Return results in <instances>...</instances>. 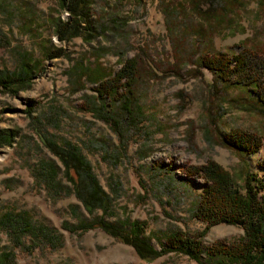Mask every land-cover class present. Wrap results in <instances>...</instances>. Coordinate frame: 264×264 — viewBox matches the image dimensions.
Segmentation results:
<instances>
[{
  "label": "rangeland",
  "instance_id": "1",
  "mask_svg": "<svg viewBox=\"0 0 264 264\" xmlns=\"http://www.w3.org/2000/svg\"><path fill=\"white\" fill-rule=\"evenodd\" d=\"M190 5L92 0L97 34L59 41L54 19L68 14L57 0H0V70H16L22 54L41 61L25 88L15 94L0 89L2 264H197L177 252L142 261L99 226H76L100 217L139 221L141 234L158 250L166 234H192L204 226L191 211L201 177L185 174V167L213 160L238 186L247 170L264 175V116L242 99L246 93L214 81L196 61L206 49L263 53L264 0H219L203 13ZM58 47L63 55L45 57ZM96 49L105 70L136 60L131 118L120 103L97 99L84 77L83 87L71 90V65L79 58L93 62ZM231 129L258 135V150L245 155L223 143ZM43 140L67 141L79 150L107 196L106 211L83 208ZM47 165L64 188L45 180ZM242 235L240 226L219 223L201 244Z\"/></svg>",
  "mask_w": 264,
  "mask_h": 264
},
{
  "label": "trees",
  "instance_id": "2",
  "mask_svg": "<svg viewBox=\"0 0 264 264\" xmlns=\"http://www.w3.org/2000/svg\"><path fill=\"white\" fill-rule=\"evenodd\" d=\"M216 1L219 0H190V7L197 13H203L211 9L212 3ZM91 2L57 0L58 8L68 14L64 19L58 16L54 19V31L59 41L78 35L86 40L97 34L90 19ZM98 52L99 49L93 52V62L79 58L71 65V90L83 87L84 77L94 84L91 88L96 92L97 99L102 101L110 98L112 102L120 103L125 117L131 118L136 60L130 57L124 59L117 70H105L97 60L100 56ZM63 54V49L58 47L46 51L45 57L57 58ZM196 61L198 67L207 70L214 81L232 85L242 94L246 93L248 96L242 99L249 103L251 110L264 116V52L244 48L242 52L227 54L206 49L197 56ZM39 68L41 61L33 60L26 54L20 55L16 70H0V89L15 94L29 85ZM7 137H3L4 142H8ZM43 141L61 162L63 175L70 182L72 192L83 208L89 212L95 209L106 211L109 206L107 196L79 150L67 141L60 144ZM221 141L245 155L256 152L261 145L258 135L241 129H231L221 137ZM46 168L41 170L45 180L51 184L53 182L58 189L64 188L59 181H55L56 171L52 166L47 165ZM184 169L189 176L201 177L200 193L191 211L193 217L204 224L202 230L192 234L179 230L170 232L164 236L160 249L156 250L141 234L143 225L139 221L111 223L100 217L92 221L81 220L73 228L99 226L106 233L130 245L137 257L146 262L168 252H177L197 264H264V175L258 177L256 173L247 170L242 185L238 186L229 172L213 160ZM219 223L240 226L242 237L228 243L216 240L202 245L201 237L211 226Z\"/></svg>",
  "mask_w": 264,
  "mask_h": 264
}]
</instances>
